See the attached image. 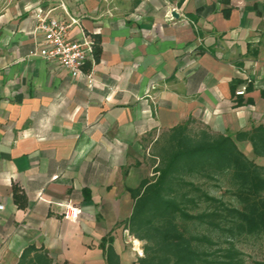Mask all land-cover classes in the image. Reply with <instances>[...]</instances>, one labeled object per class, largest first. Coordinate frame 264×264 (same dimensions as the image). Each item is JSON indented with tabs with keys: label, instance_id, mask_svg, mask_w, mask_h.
Here are the masks:
<instances>
[{
	"label": "crops",
	"instance_id": "0c3cea01",
	"mask_svg": "<svg viewBox=\"0 0 264 264\" xmlns=\"http://www.w3.org/2000/svg\"><path fill=\"white\" fill-rule=\"evenodd\" d=\"M40 10L100 46L92 83L34 54ZM190 117L219 132L264 125V0H0V264L30 246L51 264H107L111 231L126 264L140 157Z\"/></svg>",
	"mask_w": 264,
	"mask_h": 264
},
{
	"label": "trees",
	"instance_id": "16d2710c",
	"mask_svg": "<svg viewBox=\"0 0 264 264\" xmlns=\"http://www.w3.org/2000/svg\"><path fill=\"white\" fill-rule=\"evenodd\" d=\"M183 2L178 0V5ZM100 52L96 43L89 66ZM239 82L231 84L233 95ZM194 122L190 117L164 131L152 145L153 175L128 188L134 203L123 224L144 242L138 264H249L238 244L250 237L264 240V125L231 133L210 126L192 131ZM241 143L251 145L252 156ZM14 199L25 206L16 187ZM114 241L111 231L100 246L107 264H122ZM37 250L28 247L20 264L34 251L31 264H51L47 254Z\"/></svg>",
	"mask_w": 264,
	"mask_h": 264
},
{
	"label": "built area",
	"instance_id": "2783aa9c",
	"mask_svg": "<svg viewBox=\"0 0 264 264\" xmlns=\"http://www.w3.org/2000/svg\"><path fill=\"white\" fill-rule=\"evenodd\" d=\"M35 20L33 34L40 32L44 36V43L34 54L38 53L46 61L57 62L69 71L71 77H85L92 83L90 72L85 71L84 67L89 59L93 60L94 41L86 35L81 39L71 36V29L78 21L74 18L59 20L43 10L35 14ZM244 93L243 89L237 91L238 95ZM4 208V204L0 203V212ZM71 216L75 217L76 213Z\"/></svg>",
	"mask_w": 264,
	"mask_h": 264
},
{
	"label": "rangeland",
	"instance_id": "374dc122",
	"mask_svg": "<svg viewBox=\"0 0 264 264\" xmlns=\"http://www.w3.org/2000/svg\"><path fill=\"white\" fill-rule=\"evenodd\" d=\"M203 126H208L204 123L201 122H194L192 124V131H198L201 127ZM211 128V127H210ZM213 131L219 132L213 128H211ZM242 148L245 150V146H242ZM141 163H144L145 166L148 168L147 176L153 175V168H154V161L150 156H142L140 157ZM213 190H215L214 187H211ZM222 191L223 190H215V193L218 195L222 196ZM224 198H228V195H223ZM126 248H127V255L128 258L125 260L126 264H135L139 256L143 255V245L144 242L140 241L138 239H132L129 240V243H125ZM239 247L243 249L245 252V258L246 261L249 264H257L259 261L264 260V240L255 238V237H250L247 240H243L240 242Z\"/></svg>",
	"mask_w": 264,
	"mask_h": 264
},
{
	"label": "water",
	"instance_id": "95a60500",
	"mask_svg": "<svg viewBox=\"0 0 264 264\" xmlns=\"http://www.w3.org/2000/svg\"><path fill=\"white\" fill-rule=\"evenodd\" d=\"M173 16H175V17H179V14L177 13V12H173Z\"/></svg>",
	"mask_w": 264,
	"mask_h": 264
}]
</instances>
